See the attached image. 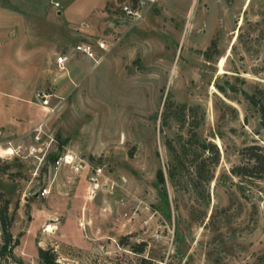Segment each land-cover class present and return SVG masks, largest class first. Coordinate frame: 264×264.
I'll return each mask as SVG.
<instances>
[{
	"label": "rangeland",
	"instance_id": "obj_1",
	"mask_svg": "<svg viewBox=\"0 0 264 264\" xmlns=\"http://www.w3.org/2000/svg\"><path fill=\"white\" fill-rule=\"evenodd\" d=\"M113 1L0 0L8 261L38 264L42 247L62 264H264V177L231 171L264 147V0H158L127 31ZM113 30L126 32L99 65L73 57L59 80L56 53ZM63 152L101 166L114 193L90 197L83 173L53 166Z\"/></svg>",
	"mask_w": 264,
	"mask_h": 264
},
{
	"label": "built area",
	"instance_id": "obj_2",
	"mask_svg": "<svg viewBox=\"0 0 264 264\" xmlns=\"http://www.w3.org/2000/svg\"><path fill=\"white\" fill-rule=\"evenodd\" d=\"M116 7L111 9L113 18L117 22H122L131 28L143 17V12L146 8L155 5L158 0H114ZM120 37L112 38V41L107 42L103 38H95L90 41H79L70 52H58L56 53L52 64L58 71H66L68 63L73 57H86L90 59L93 64H99L107 52L117 43ZM35 97L40 101L41 107L48 111H51L53 105L50 104L52 99L57 98L56 93L52 90H41L35 93ZM34 140L38 142L42 138V123H38L35 126ZM30 152L35 151L37 148L32 145ZM61 165H69L74 172H85V180L87 181V192L90 197L95 195L97 191H105L108 194H113L115 189V183L107 178L103 174L102 167L97 164H90L81 157L74 155L70 152H63L58 155L54 162V167H60ZM47 187H44L39 192L40 196H46L48 194ZM168 254L164 255L161 259H151L145 257L140 264H167Z\"/></svg>",
	"mask_w": 264,
	"mask_h": 264
},
{
	"label": "trees",
	"instance_id": "obj_3",
	"mask_svg": "<svg viewBox=\"0 0 264 264\" xmlns=\"http://www.w3.org/2000/svg\"><path fill=\"white\" fill-rule=\"evenodd\" d=\"M241 163L234 166L231 171L236 175H243L255 178L264 177V147L258 144L246 145L241 149ZM156 176L159 183L164 182L163 171L158 169ZM11 216L8 212V204L0 206V226H1V240L0 245V261L4 264H14L9 262L12 254V246L17 244L19 241L13 238V235L9 229L8 222ZM144 243H141L136 251L143 250ZM38 264H62L57 257L56 252L52 248L37 249Z\"/></svg>",
	"mask_w": 264,
	"mask_h": 264
},
{
	"label": "crops",
	"instance_id": "obj_4",
	"mask_svg": "<svg viewBox=\"0 0 264 264\" xmlns=\"http://www.w3.org/2000/svg\"><path fill=\"white\" fill-rule=\"evenodd\" d=\"M140 21H138L137 23H139ZM136 23V24H137ZM238 23L240 24V20L238 21ZM135 25V24H134ZM133 25V26H134ZM116 25L115 24H111V27H115ZM132 26V27H133ZM129 28H127L126 29V31L128 30ZM126 31H124L122 34H115V32H114V30L113 31H109V34H108V39L110 40V39H112V38H114V37H121ZM81 32H87V31H83V30H81ZM114 32V33H113ZM91 34H93V33H91ZM83 36V35H82ZM85 36V35H84ZM77 43V42H76ZM75 43V44H76ZM108 53V52H107ZM79 60H86V61H88V62H90L91 64H92V68H95L97 65H99L101 62H102V60L100 61V63L99 64H93V62L90 60V59H87L86 57H81L80 56V58H79ZM71 65L69 64L68 66H67V69H66V72H65V74H63V75H59V77L58 78H60L59 80H65V78H69V79H73L72 78V68L70 67ZM86 70H87V68L86 69H84L83 71H81V72H85L84 74H87V72H86ZM73 75H75L74 73H73ZM64 78V79H63ZM43 108V107H42ZM42 110V109H41ZM43 110H45V108H43ZM42 110V111H43ZM5 120L8 122V123H12L13 122V115H11L10 117H6L5 118ZM36 120H34V122H35ZM34 122H33V118H32V115H31V117H30V119L29 120H27V123H28V125H25V126H31V125H33L34 124ZM10 123V124H11ZM11 126H17L16 128L19 130L20 128H21V125H13V124H11ZM15 132L16 131H12L11 133L12 134H15ZM82 174V173H81ZM82 176H85V173L83 172V174H82ZM85 178V177H84Z\"/></svg>",
	"mask_w": 264,
	"mask_h": 264
},
{
	"label": "bare ground",
	"instance_id": "obj_5",
	"mask_svg": "<svg viewBox=\"0 0 264 264\" xmlns=\"http://www.w3.org/2000/svg\"><path fill=\"white\" fill-rule=\"evenodd\" d=\"M223 62H224V60H222L221 63H220V66H221V67L223 66ZM48 231H49V230H48Z\"/></svg>",
	"mask_w": 264,
	"mask_h": 264
}]
</instances>
